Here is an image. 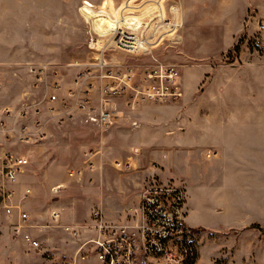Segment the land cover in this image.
<instances>
[{"label":"rangeland","instance_id":"1","mask_svg":"<svg viewBox=\"0 0 264 264\" xmlns=\"http://www.w3.org/2000/svg\"><path fill=\"white\" fill-rule=\"evenodd\" d=\"M172 4L179 6L177 20L163 25L164 12L166 22L175 19ZM119 26L138 37L140 49L113 44ZM102 49L106 64H90ZM31 66L43 67L42 82L34 81ZM81 70L96 86L101 72L129 73L127 87L109 101L115 111L111 125L86 123L79 111L63 110L60 100L68 88L75 89ZM55 81L58 90L52 89ZM261 87L264 0H0V113L8 111L2 118L14 127L1 143L28 159L20 175V183L31 188L24 207L29 229L45 250L43 256L30 250L0 220V264H63L76 243L56 225L52 212L61 224L89 225L100 207L107 221L123 223L132 219L129 209L138 205L143 187L158 181L184 187L188 244L199 263L264 264V220L256 219L261 210L246 206L253 218L233 223L220 219L211 205L215 201L203 204L200 195L192 196L193 158L181 142L192 120L223 110L224 104L239 108L247 89ZM52 93L51 103L40 105L39 118L35 101ZM21 126L28 138H21ZM210 148H201V157L214 158L205 152ZM90 151L91 169L85 163ZM219 155L215 168L224 162ZM76 169L80 173L70 176ZM252 189L250 200L264 199V192ZM238 194L240 202L244 198Z\"/></svg>","mask_w":264,"mask_h":264},{"label":"built area","instance_id":"2","mask_svg":"<svg viewBox=\"0 0 264 264\" xmlns=\"http://www.w3.org/2000/svg\"><path fill=\"white\" fill-rule=\"evenodd\" d=\"M169 11H173L175 19L166 22V12H164L163 25L172 26L177 20L176 16L178 17V4H172ZM113 35L114 45L127 51L140 49L136 47L138 37L123 26L114 28ZM98 55L100 57L90 64L96 63L95 65L100 66L106 64L103 59H100L104 55L103 49ZM28 71L36 83L44 80L43 67L31 66ZM86 77L88 75L82 70L77 74L74 81L75 89L68 88L63 97L65 99L60 100L63 110L68 111L69 108H73L79 111L82 114V120L86 123L98 126L111 125L115 121V111L109 106V101L121 89L127 87L129 73H123L122 77H114L108 72H101L97 76V86L92 80L86 81ZM117 77L119 81H116ZM55 82L52 89L58 90V81ZM92 86L98 89L96 102L91 95ZM55 94L49 95L47 100L51 101ZM1 112L5 115L8 113L4 109ZM2 113H0L1 139L2 136L6 137V132L14 128L7 125L6 120L2 118ZM19 133L21 138H28L25 126L19 128ZM1 139L0 220L7 221L11 225L13 231L21 236L27 248L43 256L45 250L41 249L42 240L37 232L29 229L31 227V224L27 222L29 213L24 207V202L31 194V188L27 184L20 183V175L24 172L28 159L22 154L7 150L1 143ZM205 152L209 155L215 154L216 151L207 149ZM86 156V167L91 169L94 166L91 159L92 152L86 153ZM114 165L121 167L122 162L115 161ZM75 173H80V170L69 171L70 176ZM185 204L186 191L182 185L171 181H158L143 187L138 205L129 209L133 212L132 219L123 223L107 221L100 207L93 210L91 215L93 222L89 225L61 224L58 222V214L52 212L56 225L76 243L69 253V259L64 260L63 264H87L90 259H93L96 264H226L218 259L208 263H199L196 260L188 244L190 231L185 219ZM85 231L90 233L83 235Z\"/></svg>","mask_w":264,"mask_h":264},{"label":"crops","instance_id":"3","mask_svg":"<svg viewBox=\"0 0 264 264\" xmlns=\"http://www.w3.org/2000/svg\"><path fill=\"white\" fill-rule=\"evenodd\" d=\"M222 94L234 95L223 90ZM243 95L239 108L224 104V108L220 106L223 110H216L206 118L192 120L186 125L188 130L182 136L181 142L186 147L189 157L193 158L189 171L192 179L196 177V180L193 179L188 184L189 193L191 190L194 193L192 196L200 195L203 204L215 201L216 203L211 205L215 211H220L221 220H230L233 223L247 222L253 215H247L248 210L244 207L250 206L261 210L260 218L256 219L262 222L264 199L252 201L247 191H251V187L254 186L252 190L264 192V87L249 88ZM35 103L38 107L34 108V112L37 116L39 114L40 118V105L50 102L43 95ZM203 147L215 150L214 158H218L220 153L219 156L224 162L221 160V165L219 163L215 168L214 163L218 161L214 158L201 157L199 150ZM236 159L242 162L240 167L230 165L229 161ZM200 160L202 165H198ZM238 192L244 198L240 202ZM221 204L224 205V210L218 208ZM185 205L187 212L190 206ZM89 261L96 264L93 259Z\"/></svg>","mask_w":264,"mask_h":264},{"label":"bare ground","instance_id":"4","mask_svg":"<svg viewBox=\"0 0 264 264\" xmlns=\"http://www.w3.org/2000/svg\"><path fill=\"white\" fill-rule=\"evenodd\" d=\"M97 35H98V40H101V41H104L105 40V38H104V36H105V34L104 33H97Z\"/></svg>","mask_w":264,"mask_h":264}]
</instances>
